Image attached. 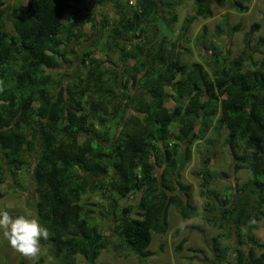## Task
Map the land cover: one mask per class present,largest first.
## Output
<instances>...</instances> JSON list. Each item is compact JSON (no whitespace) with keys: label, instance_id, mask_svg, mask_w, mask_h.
<instances>
[{"label":"trees","instance_id":"trees-1","mask_svg":"<svg viewBox=\"0 0 264 264\" xmlns=\"http://www.w3.org/2000/svg\"><path fill=\"white\" fill-rule=\"evenodd\" d=\"M128 1L96 0L113 9L101 19L110 53L81 52L76 74L65 80L58 74L70 62L68 45L84 36L78 0H27L11 8L0 0V185L29 170L37 195L31 209L48 229L57 264H104L97 260L107 236L97 218L110 220L116 209V246L147 259L152 236L167 232L170 207L191 217L189 187L180 182L191 144L224 128L232 171L216 176L247 167L250 177L235 183L233 196H221L209 189L211 159L202 158L201 190L216 210L205 220L220 231L211 238L212 264H264V245L255 237L264 218V60L243 69L241 57L228 63L210 46L201 62L183 63L178 42L168 37L178 1ZM227 1L247 10L246 0ZM211 5L194 0L186 26L211 18ZM106 58L115 70L103 65ZM109 194L115 198L106 208L101 202ZM128 197L135 206L116 205ZM231 237L234 244L224 246Z\"/></svg>","mask_w":264,"mask_h":264},{"label":"rangeland","instance_id":"rangeland-1","mask_svg":"<svg viewBox=\"0 0 264 264\" xmlns=\"http://www.w3.org/2000/svg\"><path fill=\"white\" fill-rule=\"evenodd\" d=\"M26 1L6 0V6L11 8ZM177 1L178 4L172 11L177 16L176 24L173 26L175 32L168 37L172 41L178 42L183 63L201 62L206 53L205 49L215 46L228 63L241 57L243 69L251 68L252 63L257 67L260 66L261 61L264 60V0H246L247 10L244 13L235 11L227 0L223 3L212 0V17L208 19L198 17L187 26L185 19L194 13V0ZM128 4L133 5L134 0H129ZM78 8L80 14L77 28L84 36L79 42L68 45L67 57L70 62L64 64L58 74L59 78L65 80L76 74L78 70L77 55H80L81 52L87 49L92 50L97 57L101 58L110 53L105 41V27H101V19L105 16H113L111 4L105 3L99 6L96 4V0H78ZM80 21L83 22L82 25ZM94 21H97L96 26L93 25ZM253 24H257L258 28L248 35ZM185 26L186 31L181 35V30ZM5 29L10 30V25L7 22ZM160 34L157 35V38L161 37L162 34ZM249 56L251 58H248ZM114 64L107 58L103 63L106 68L111 70L117 68ZM165 106L171 111L173 103L168 102ZM170 130L172 133H176L175 126H172ZM225 137L226 130L224 128L218 132L209 129L203 139L191 144L190 159L180 175V182L189 187L185 201L193 207L190 213L191 217L183 219L175 207H170L167 216V232L164 235L152 236L149 247L153 252L151 257L140 259L122 247L116 246V234L113 232L114 224L112 223L114 218L119 215L116 209L110 214V220L97 218L102 233L107 236L106 246L97 261L104 264H212L211 238L220 231L211 222L205 220V216H212L216 210L212 211L211 204L213 205V203L206 198L201 190L199 171L202 158L210 157L209 168L212 176L209 189L221 196L228 193L233 196L232 188L235 183H245L250 177L247 167H243L234 177L218 178L216 176L218 173L230 174L232 171V160L226 148ZM108 196V199H103L101 202L102 206L106 208H110L108 202H112L115 198L113 194ZM84 199L93 202L99 201L95 195H87ZM36 200L37 195L27 168L20 170L16 182L6 176L5 182L0 185V210H7L12 215L35 217L31 205ZM135 203V197L116 199V205L120 208L135 206ZM205 208H209L210 211ZM255 237L264 245V218L258 223ZM228 242L234 244V239L231 237L222 244L227 246ZM40 247L41 251L37 257H25L13 249L8 240L0 234V264H57L50 256V247L45 240H41Z\"/></svg>","mask_w":264,"mask_h":264},{"label":"clouds","instance_id":"clouds-1","mask_svg":"<svg viewBox=\"0 0 264 264\" xmlns=\"http://www.w3.org/2000/svg\"><path fill=\"white\" fill-rule=\"evenodd\" d=\"M0 234L10 246L25 257L35 258L41 251V240H47L48 229L38 218L28 215H12L0 210Z\"/></svg>","mask_w":264,"mask_h":264}]
</instances>
